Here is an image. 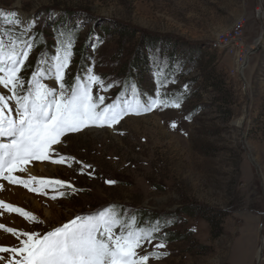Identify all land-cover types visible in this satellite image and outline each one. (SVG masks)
Returning a JSON list of instances; mask_svg holds the SVG:
<instances>
[{
  "label": "rangeland",
  "instance_id": "1",
  "mask_svg": "<svg viewBox=\"0 0 264 264\" xmlns=\"http://www.w3.org/2000/svg\"><path fill=\"white\" fill-rule=\"evenodd\" d=\"M0 9L16 12L24 24L35 21L25 33L24 24L0 20V29L35 42L20 74L25 80L39 58L54 54L63 28L75 37L67 86L91 67L113 85L99 93L105 103L129 94L132 84L141 97L154 96L162 81L168 82L163 92L181 102L178 109L129 113L113 127L66 133L54 147L82 163L31 161L26 171L48 166L31 176L60 179L74 189L52 199L51 190L42 195L0 180V200L39 221L3 211L13 221L0 215V223L44 233L115 204L139 226L159 225L152 243L137 251L167 254L150 256L147 264H264V0H0ZM239 22L237 42L222 51L209 48ZM260 37V47H251ZM4 39L7 44V34ZM136 52L146 63L129 79ZM83 165L91 168L82 172ZM25 173L16 175L26 179ZM199 211L211 215L212 224ZM161 241L165 247L155 249ZM0 246L17 247L19 240L0 229Z\"/></svg>",
  "mask_w": 264,
  "mask_h": 264
},
{
  "label": "snow or ice",
  "instance_id": "2",
  "mask_svg": "<svg viewBox=\"0 0 264 264\" xmlns=\"http://www.w3.org/2000/svg\"><path fill=\"white\" fill-rule=\"evenodd\" d=\"M0 20L8 25L24 24L14 11L0 9ZM34 26L35 21L29 20L23 31L30 32ZM4 34L8 36L7 44ZM74 38L72 30L62 28L58 31L54 54L39 58L35 70L25 80L20 74L35 42L21 40L7 28L0 29V89L9 93L0 92V180L42 195L51 190L55 193L52 199L65 195L61 189H74V186L54 178L28 176L25 179L16 173H25L31 161L58 165L68 161L82 163L59 153L54 147L62 143L61 138L66 133L88 126L113 127L129 113L138 115L160 107H181L179 96L169 97L163 92L167 81L158 82L151 97H141L136 85L132 84L129 94L117 95L110 103H105L106 97L99 93L113 85H106L91 67L67 86L64 81L73 56ZM94 87L99 88L95 95ZM171 126L175 127V122ZM68 166L71 167V163ZM83 168L91 166L83 165L82 172ZM105 183L111 185L115 181ZM3 211L39 222L24 208L0 200V215ZM0 229L19 240L17 247L0 246V253L9 254L7 259L0 256V264H147L150 256L159 259L160 255L167 254L140 255L137 250L145 243H152L160 230L159 225L138 226L135 216L122 215L115 204L77 215L44 233L18 230L2 223ZM164 247L163 241L155 244V249Z\"/></svg>",
  "mask_w": 264,
  "mask_h": 264
},
{
  "label": "built area",
  "instance_id": "3",
  "mask_svg": "<svg viewBox=\"0 0 264 264\" xmlns=\"http://www.w3.org/2000/svg\"><path fill=\"white\" fill-rule=\"evenodd\" d=\"M241 32H242V23L239 22L237 24H234L228 33L221 34L219 37L212 40L209 43V47L213 50L222 51L233 40L237 42V40L241 37ZM244 53H242V55H240L239 57L240 66L243 64V62H245V59H246V55H244Z\"/></svg>",
  "mask_w": 264,
  "mask_h": 264
},
{
  "label": "trees",
  "instance_id": "4",
  "mask_svg": "<svg viewBox=\"0 0 264 264\" xmlns=\"http://www.w3.org/2000/svg\"><path fill=\"white\" fill-rule=\"evenodd\" d=\"M83 54V48L80 50V55H82ZM146 63V61H145V56L143 55V54H140V52L138 53V52H136L135 53V55H134V57H133V59H132V63H129V72H128V75H126L129 79H132L131 77L132 76H129L130 74H132V69L133 68H136V70L137 69H140L141 67H142V69H143V65ZM142 74H143V71L142 70H140V72H139V74H138V77L140 78L141 76H142ZM131 80H127V82L126 83H129ZM124 82V81H123ZM125 83V82H124ZM108 206V205H107ZM190 208H188V209H186V208H182V210H185V212H190V213H192V212H197L196 210H194V211H192V210H189ZM200 212V211H199ZM202 215H205V217H206V219L208 220V222L210 223V224H212V222L210 221L212 218H211V215H206V212H200ZM218 222H216V226H218ZM213 226V225H212Z\"/></svg>",
  "mask_w": 264,
  "mask_h": 264
},
{
  "label": "bare ground",
  "instance_id": "5",
  "mask_svg": "<svg viewBox=\"0 0 264 264\" xmlns=\"http://www.w3.org/2000/svg\"><path fill=\"white\" fill-rule=\"evenodd\" d=\"M24 22H25V19H24ZM260 42H261V37L257 40V42L253 45V46H251V47H253V48H255V47H260L258 44H260ZM210 48V47H209ZM47 168H48V166H43V165H38V166H36V167H34V168H28V170L26 171V175H28V176H31V175H35L36 173H35V170H39L40 172H46L47 171ZM49 170V169H48ZM2 216V215H1ZM4 216V215H3ZM2 216V217H3ZM6 218V219H5ZM4 220H8V221H13V217H10V216H4Z\"/></svg>",
  "mask_w": 264,
  "mask_h": 264
}]
</instances>
